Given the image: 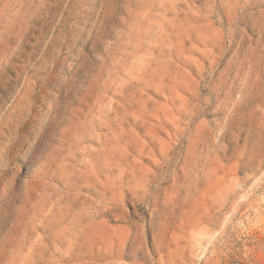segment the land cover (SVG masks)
<instances>
[{"label": "rangeland", "instance_id": "obj_1", "mask_svg": "<svg viewBox=\"0 0 264 264\" xmlns=\"http://www.w3.org/2000/svg\"><path fill=\"white\" fill-rule=\"evenodd\" d=\"M0 264H264V0H0Z\"/></svg>", "mask_w": 264, "mask_h": 264}]
</instances>
